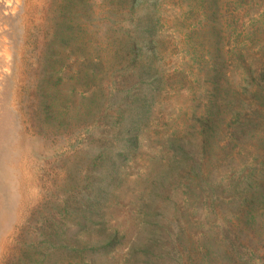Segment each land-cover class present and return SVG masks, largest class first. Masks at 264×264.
I'll list each match as a JSON object with an SVG mask.
<instances>
[{
    "label": "rangeland",
    "instance_id": "obj_1",
    "mask_svg": "<svg viewBox=\"0 0 264 264\" xmlns=\"http://www.w3.org/2000/svg\"><path fill=\"white\" fill-rule=\"evenodd\" d=\"M0 264H264V0H0Z\"/></svg>",
    "mask_w": 264,
    "mask_h": 264
}]
</instances>
